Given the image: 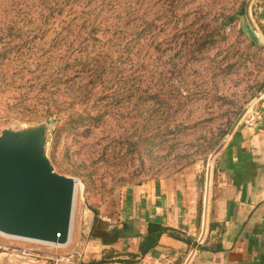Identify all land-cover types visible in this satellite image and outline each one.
I'll return each instance as SVG.
<instances>
[{"label":"rangeland","instance_id":"rangeland-1","mask_svg":"<svg viewBox=\"0 0 264 264\" xmlns=\"http://www.w3.org/2000/svg\"><path fill=\"white\" fill-rule=\"evenodd\" d=\"M246 1L0 0V131L47 123L48 157L76 182L58 256L83 253L91 217L117 226L128 187L176 167L205 180L264 87V48L240 30ZM12 240L0 234V254Z\"/></svg>","mask_w":264,"mask_h":264},{"label":"crops","instance_id":"crops-1","mask_svg":"<svg viewBox=\"0 0 264 264\" xmlns=\"http://www.w3.org/2000/svg\"><path fill=\"white\" fill-rule=\"evenodd\" d=\"M252 4L258 10L257 25L264 31V0ZM246 48L260 50L250 44ZM188 170L167 169L128 187L121 222L117 226L108 220L98 222L99 227L107 225L100 233L120 232L112 245L91 237V217L83 253L73 252L80 255V262L100 261L109 250L114 257L103 264H264V95L214 158L204 234L206 178L202 182ZM149 237L156 238V245L141 256L143 241ZM11 242L0 254L4 256L0 264H54L52 258L58 256L57 247ZM21 251L30 253L23 256Z\"/></svg>","mask_w":264,"mask_h":264},{"label":"water","instance_id":"water-1","mask_svg":"<svg viewBox=\"0 0 264 264\" xmlns=\"http://www.w3.org/2000/svg\"><path fill=\"white\" fill-rule=\"evenodd\" d=\"M252 1H246L244 13L238 16L240 30L251 44L264 48V38L250 16ZM263 95L264 87L242 109L209 156L202 234L211 162ZM48 141L49 128L45 122L19 130L10 127L0 131V234L65 247L70 240L76 182L55 171L47 154Z\"/></svg>","mask_w":264,"mask_h":264},{"label":"trees","instance_id":"trees-1","mask_svg":"<svg viewBox=\"0 0 264 264\" xmlns=\"http://www.w3.org/2000/svg\"><path fill=\"white\" fill-rule=\"evenodd\" d=\"M233 22H234V18L233 17L222 19V22L220 24V30L224 29L226 27H229ZM212 39H213L212 35L207 36L205 38V41L200 43L197 46V51L200 52L202 50V48L205 47V45H209V44L213 43ZM95 215H96V213H95ZM98 222L99 221H98V219H96V216H95L94 226L91 229V233H90L91 237L100 238V239L103 240L102 241L103 244L112 245L116 241V239H118L120 237V232L117 229H115V230H112L111 232H107V233H105V232L102 233L101 232L100 233V231H102V229L98 227ZM96 225H97V227H96ZM103 237L107 238V240L105 241L103 239ZM156 241H157L156 238H153V239H151L150 237L149 238H145L144 241H143V244L141 246V256H143L147 251L152 249L156 245ZM110 252H109L110 253L109 254L110 257L109 256L106 257V258L103 257V259L98 261V262H90L88 264H103V263L110 262L111 258L114 257L113 256V252L112 251H110ZM109 259H110V261H109Z\"/></svg>","mask_w":264,"mask_h":264},{"label":"built area","instance_id":"built-area-1","mask_svg":"<svg viewBox=\"0 0 264 264\" xmlns=\"http://www.w3.org/2000/svg\"><path fill=\"white\" fill-rule=\"evenodd\" d=\"M38 244H42V243H38ZM42 245H46L48 247H57L55 245H48V244H42ZM20 253L23 256H27V255H29L30 252L21 251ZM52 259L54 261V264H79L81 257L78 253H72V254L66 255V256H56V257H53Z\"/></svg>","mask_w":264,"mask_h":264},{"label":"bare ground","instance_id":"bare-ground-1","mask_svg":"<svg viewBox=\"0 0 264 264\" xmlns=\"http://www.w3.org/2000/svg\"><path fill=\"white\" fill-rule=\"evenodd\" d=\"M75 191H76V189H75Z\"/></svg>","mask_w":264,"mask_h":264}]
</instances>
